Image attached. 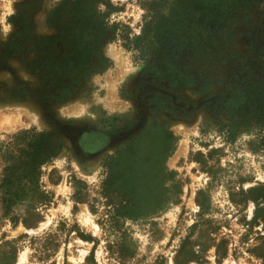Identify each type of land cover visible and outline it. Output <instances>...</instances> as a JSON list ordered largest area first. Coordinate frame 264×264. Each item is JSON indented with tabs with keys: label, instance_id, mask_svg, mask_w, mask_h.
<instances>
[{
	"label": "rangeland",
	"instance_id": "obj_1",
	"mask_svg": "<svg viewBox=\"0 0 264 264\" xmlns=\"http://www.w3.org/2000/svg\"><path fill=\"white\" fill-rule=\"evenodd\" d=\"M60 1L0 0V179L26 140L52 150L32 201L5 209L0 190L14 264H264V0H236L226 23L178 53L188 86L159 54L137 60L107 40L112 23L139 34L149 0H98L102 30L72 28L87 33L91 72L65 74L61 40L35 48L60 37L48 24ZM162 140L176 143L158 169L134 174ZM130 205L139 217L115 216ZM48 235L43 258L33 247Z\"/></svg>",
	"mask_w": 264,
	"mask_h": 264
},
{
	"label": "trees",
	"instance_id": "obj_2",
	"mask_svg": "<svg viewBox=\"0 0 264 264\" xmlns=\"http://www.w3.org/2000/svg\"><path fill=\"white\" fill-rule=\"evenodd\" d=\"M97 1L61 0L51 10L48 20L50 27H62L59 32L60 37L37 39L38 44L35 47L42 54L46 52L50 44L55 43L57 39L61 40L66 47L64 52L66 59L63 61L61 71L69 76L76 75L82 80L87 79L91 72L87 68L88 47L90 46L87 42V33L72 28L87 19L96 26L98 31L102 30L106 14H101L102 20L100 21L95 12ZM239 7L236 0H149L143 4L145 14L139 34L130 35L128 27L112 23L107 40L120 41L124 49L135 53L137 60L146 61L159 54L165 63L166 72L170 74V77L176 78L173 83L188 86L192 83L188 79L185 80L186 75L175 74L179 71L176 69L174 59L183 48L197 43L200 39H205L208 33H212L217 28L218 23L224 21L226 23L230 19V12L238 10ZM19 32L21 31H18V34ZM62 93L67 94H61L58 101L72 97L71 93ZM26 141L28 142L26 149L19 150V153L12 156L10 160H6L7 165L2 171L0 190L5 209H10L27 200L32 201L37 193L39 167L46 163L52 154L48 140ZM175 143L176 140H162L155 147L151 142L148 143L144 159L138 162L134 160L131 171L138 174L147 169H158L162 154L168 156L170 153L168 150ZM15 144L17 140L11 142V146ZM139 147L140 145H137V150ZM135 206L137 205L126 206L117 211L115 216L137 218L143 209L138 212L139 208ZM49 237L48 235L40 241L42 246L33 247L34 252L37 250L42 252L43 258L48 257L54 251V245ZM8 244V242L0 244V264L15 263V251L8 252Z\"/></svg>",
	"mask_w": 264,
	"mask_h": 264
},
{
	"label": "bare ground",
	"instance_id": "obj_3",
	"mask_svg": "<svg viewBox=\"0 0 264 264\" xmlns=\"http://www.w3.org/2000/svg\"><path fill=\"white\" fill-rule=\"evenodd\" d=\"M22 260H23V256L20 258V261H22ZM20 261H19V262H20Z\"/></svg>",
	"mask_w": 264,
	"mask_h": 264
}]
</instances>
